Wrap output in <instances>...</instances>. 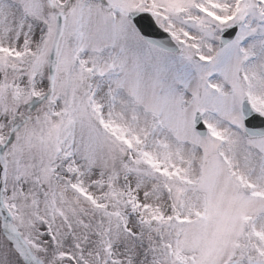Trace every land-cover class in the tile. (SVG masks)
I'll list each match as a JSON object with an SVG mask.
<instances>
[{
  "label": "snow or ice",
  "instance_id": "obj_1",
  "mask_svg": "<svg viewBox=\"0 0 264 264\" xmlns=\"http://www.w3.org/2000/svg\"><path fill=\"white\" fill-rule=\"evenodd\" d=\"M0 264H264V0H0Z\"/></svg>",
  "mask_w": 264,
  "mask_h": 264
}]
</instances>
